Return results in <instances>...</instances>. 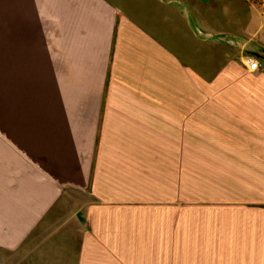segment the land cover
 Returning <instances> with one entry per match:
<instances>
[{
    "label": "crops",
    "instance_id": "crops-1",
    "mask_svg": "<svg viewBox=\"0 0 264 264\" xmlns=\"http://www.w3.org/2000/svg\"><path fill=\"white\" fill-rule=\"evenodd\" d=\"M226 1L49 0L57 89L41 145L0 179V249L57 224L88 264L121 243L120 224H163L162 204L193 202L196 175L216 181L219 244L264 264V13Z\"/></svg>",
    "mask_w": 264,
    "mask_h": 264
},
{
    "label": "rangeland",
    "instance_id": "rangeland-1",
    "mask_svg": "<svg viewBox=\"0 0 264 264\" xmlns=\"http://www.w3.org/2000/svg\"><path fill=\"white\" fill-rule=\"evenodd\" d=\"M215 1L220 7L227 3ZM246 2L249 7L243 0H232L230 6L246 17L264 13V0ZM57 25V6L49 0H0L2 181L11 176V166L16 179L18 166L24 164L22 147L26 143L41 145L44 105L46 102V109L47 104L52 105L57 89L51 83L52 70L57 67ZM201 172L202 166H195V174ZM194 193L193 202L162 204L163 224H138L135 229L133 224H120L122 236L114 241L121 243L96 246L92 254L97 259L88 264H251L235 259L240 254L229 245L228 236L225 244H219L216 181L208 183L195 175ZM56 225L48 224L41 235L40 224L28 243L26 240L15 250L1 248L0 264H80L72 260L73 235L63 236ZM73 231L68 228L65 232Z\"/></svg>",
    "mask_w": 264,
    "mask_h": 264
},
{
    "label": "built area",
    "instance_id": "built-area-1",
    "mask_svg": "<svg viewBox=\"0 0 264 264\" xmlns=\"http://www.w3.org/2000/svg\"><path fill=\"white\" fill-rule=\"evenodd\" d=\"M245 65L249 71H257L260 67L259 60L252 55H245Z\"/></svg>",
    "mask_w": 264,
    "mask_h": 264
}]
</instances>
